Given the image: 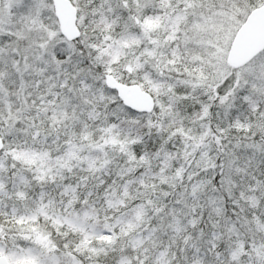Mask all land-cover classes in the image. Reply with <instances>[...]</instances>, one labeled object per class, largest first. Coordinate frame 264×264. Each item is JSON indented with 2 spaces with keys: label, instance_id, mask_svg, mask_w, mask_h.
Returning a JSON list of instances; mask_svg holds the SVG:
<instances>
[{
  "label": "snow or ice",
  "instance_id": "6c2138e0",
  "mask_svg": "<svg viewBox=\"0 0 264 264\" xmlns=\"http://www.w3.org/2000/svg\"><path fill=\"white\" fill-rule=\"evenodd\" d=\"M0 264H264V0H0Z\"/></svg>",
  "mask_w": 264,
  "mask_h": 264
}]
</instances>
